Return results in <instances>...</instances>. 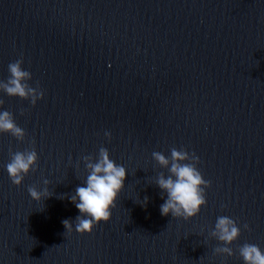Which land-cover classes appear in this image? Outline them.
<instances>
[{
  "label": "water",
  "instance_id": "obj_1",
  "mask_svg": "<svg viewBox=\"0 0 264 264\" xmlns=\"http://www.w3.org/2000/svg\"><path fill=\"white\" fill-rule=\"evenodd\" d=\"M18 59L44 98L0 91L25 130L0 133V264H244L241 245L264 249V0H0V81ZM102 147L128 168L125 189L110 221L68 234L84 157ZM173 148L211 182L187 221L160 212L171 173L152 153ZM32 149L38 168L16 186L6 165ZM221 215L242 229L235 255L216 251Z\"/></svg>",
  "mask_w": 264,
  "mask_h": 264
},
{
  "label": "clouds",
  "instance_id": "obj_2",
  "mask_svg": "<svg viewBox=\"0 0 264 264\" xmlns=\"http://www.w3.org/2000/svg\"><path fill=\"white\" fill-rule=\"evenodd\" d=\"M23 59H18L8 66L10 76L7 81H0V91L10 96L28 98L31 96L33 104L37 99L44 98L43 91H37L27 81L31 79V72L24 68ZM2 104V102H0ZM0 133H10L18 139H23L25 130L15 121L14 115L7 110H0ZM111 138V132H106ZM153 158L158 163L169 169L168 176L160 174L157 179L159 187L167 193L165 202L160 205L161 215L167 217L191 220L198 216L203 207L207 205V189L211 182L207 180L197 166L200 157L193 151L190 155L187 150L181 151L173 148L169 158L162 152H153ZM88 174L84 183L77 186L71 201L79 209L80 215L76 217L75 224L71 220L62 221L67 228V233L74 231L80 234L93 233L101 222H108L112 217V210L117 207V201L125 189L128 177V168L118 164L111 156L108 148L102 147L96 158L84 157ZM195 161L190 163L188 161ZM39 165V153L32 149L28 151H17L12 154L6 169L16 186L24 183L25 177ZM43 183L49 185L51 181L44 179ZM30 196L37 202H44L46 198L53 195L49 187L43 189L31 186L28 189ZM149 197L145 196L142 206L147 207ZM244 228L251 230L250 225ZM242 234V229L237 220L227 215L217 218L215 228L211 235L223 242L224 247L217 248V252L235 255L230 247ZM240 257L244 264H264V249L259 245L245 243L239 247Z\"/></svg>",
  "mask_w": 264,
  "mask_h": 264
}]
</instances>
